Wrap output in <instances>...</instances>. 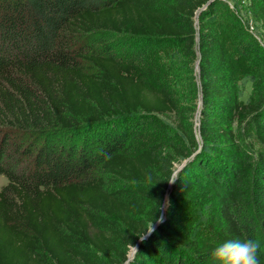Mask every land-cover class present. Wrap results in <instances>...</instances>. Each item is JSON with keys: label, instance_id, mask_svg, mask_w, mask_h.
<instances>
[{"label": "trees", "instance_id": "1", "mask_svg": "<svg viewBox=\"0 0 264 264\" xmlns=\"http://www.w3.org/2000/svg\"><path fill=\"white\" fill-rule=\"evenodd\" d=\"M221 4L0 0V264H131L129 246L166 197L179 222L173 198L201 181L221 189L219 242L258 240L264 264V49L251 34L238 41L262 71L246 79L255 100L242 101L224 79L217 28L222 16L239 18ZM250 9L264 23V0ZM197 98L198 140L175 129L130 152L145 122ZM236 119L262 150L237 139ZM176 157L187 163L174 174ZM121 180L131 187L114 186ZM146 240L142 264H216L217 243L190 241L164 221Z\"/></svg>", "mask_w": 264, "mask_h": 264}, {"label": "rangeland", "instance_id": "2", "mask_svg": "<svg viewBox=\"0 0 264 264\" xmlns=\"http://www.w3.org/2000/svg\"><path fill=\"white\" fill-rule=\"evenodd\" d=\"M252 1L253 0H224L225 4H221V9L223 11H226V8L233 10L234 15L239 18V21L237 23L232 21L231 18H224L222 16V19H220L217 25L218 34L226 49L228 58V62L224 66V79L232 86L234 93L242 92L239 97L242 101L246 99L255 100L256 98L255 84L253 85L252 81L246 80L247 77L251 75L254 78H259L262 75L258 58L250 55L249 52L248 55H244L245 53L239 50L237 45L238 41H242L243 39L252 41L250 39L251 34L261 43L264 49V23H262L253 11H251L250 4ZM242 28L246 30L245 34ZM84 64L88 65V62L85 61ZM182 83L184 95L190 98L192 96L190 85H188L186 80ZM196 102L193 109H191L189 102H184L182 105L184 106L182 109L184 112L180 114L175 112L162 113L157 115L156 119L145 122L144 125H142V129L138 132L137 137L130 141V152H136L149 140L164 143L167 139L173 138L172 134L175 132V129L183 132L187 138H189L190 132H193L198 140L196 125L198 123V106L201 102L200 98H197ZM230 125L234 129L237 139L243 140L247 149L253 153L262 150L263 145L249 135L251 134V129L248 128L245 121L238 123L236 119L231 121ZM186 163L187 158L180 159L176 157L173 160L174 174H177ZM6 181L7 178L3 174H0V186L6 183ZM114 186L129 188L131 184L126 180H121L118 181L117 184H114ZM216 190H218V188L215 189V186H212V182L201 181L200 183L191 185L187 196L175 197L172 200L176 203H180L178 205V211L182 217L181 221L173 222L167 217L166 211L163 210L162 215L164 217V223H168V226L173 228L176 234L186 237L190 241L203 240L208 243H218L220 237L219 214L221 202ZM219 190L221 193L220 187ZM166 199L170 201V196L168 195ZM158 225L159 223L157 222L153 224L154 228ZM119 226L122 227L120 224ZM145 236L146 238L144 240L148 237L147 232ZM140 239L139 237L137 244L129 246L127 254L128 263L131 261V264H142L140 256L143 254L144 256L147 255V247L144 245L148 244V242L146 240V242L139 247ZM178 249L181 248L178 246ZM182 249L185 250L183 247Z\"/></svg>", "mask_w": 264, "mask_h": 264}, {"label": "clouds", "instance_id": "3", "mask_svg": "<svg viewBox=\"0 0 264 264\" xmlns=\"http://www.w3.org/2000/svg\"><path fill=\"white\" fill-rule=\"evenodd\" d=\"M174 182V181H172ZM171 183V182H170ZM170 206V201L165 199L164 204L159 207L166 211ZM157 223H163V215L156 217ZM154 231L153 223L147 234ZM145 239V233L140 237ZM260 242L251 238H228L216 244L212 251L216 264H260Z\"/></svg>", "mask_w": 264, "mask_h": 264}, {"label": "water", "instance_id": "4", "mask_svg": "<svg viewBox=\"0 0 264 264\" xmlns=\"http://www.w3.org/2000/svg\"><path fill=\"white\" fill-rule=\"evenodd\" d=\"M196 69L199 70V65H198V62L196 63Z\"/></svg>", "mask_w": 264, "mask_h": 264}]
</instances>
